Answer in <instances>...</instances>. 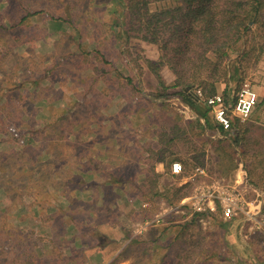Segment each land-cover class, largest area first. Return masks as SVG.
<instances>
[{"label": "rangeland", "instance_id": "374dc122", "mask_svg": "<svg viewBox=\"0 0 264 264\" xmlns=\"http://www.w3.org/2000/svg\"><path fill=\"white\" fill-rule=\"evenodd\" d=\"M26 1H34L31 12H39L16 24L25 13L15 3L0 0V26L6 28L0 30V167L5 171H0V221L7 226L0 225V233H10L0 239V264H108L128 241L122 239L127 230L129 237L136 235L142 216L171 210L187 198L166 206L162 199L141 197L139 188L147 177L156 180L158 192L169 189L173 195L182 187L181 193L192 197L207 192L215 181L238 184L241 208L250 215L234 217L230 224L235 226L230 227L241 229L242 243L264 264V148L240 154L230 172L209 167L213 176L204 170L196 179L173 176L165 168L161 178L154 177L146 149L164 148L166 156L183 158L194 144L166 139L177 133L174 125L197 119L196 112L174 95L179 89L171 87L174 75L168 68L160 73L168 85L166 94L172 95L156 97L160 88L146 61L158 58L157 46L116 38L121 31L111 24L116 0H70V17L64 14L63 0ZM221 66L228 68L229 77L217 84L216 93L226 90L234 97L241 86L250 84L257 102L251 116L240 122L264 134V51L256 50L246 64L238 65L234 56ZM197 110L202 114L205 108ZM206 115L210 129L205 134L219 139L222 133L217 130L214 136L212 113ZM159 133L166 141H159ZM195 147V153L204 152L208 164L209 147ZM90 158L103 164V172L82 171L92 168H86ZM239 163L245 170L241 174ZM113 177L122 181L114 182ZM143 203L149 214L142 210ZM215 203L214 211L204 206L198 213L189 205L183 213H166L163 224L166 217L174 223L200 215L170 246L164 237L156 253L134 248L132 256L116 264L139 259L145 263L148 257L159 261L163 256L175 264L184 242L191 248L182 245L181 260L191 250L194 264H236L223 237L226 221L217 199ZM171 226L166 237L178 230ZM94 228L110 240L102 248L90 236Z\"/></svg>", "mask_w": 264, "mask_h": 264}, {"label": "trees", "instance_id": "16d2710c", "mask_svg": "<svg viewBox=\"0 0 264 264\" xmlns=\"http://www.w3.org/2000/svg\"><path fill=\"white\" fill-rule=\"evenodd\" d=\"M9 1L12 4L15 3V6L21 12L25 13L18 19L16 24H22L28 21L29 17L38 11L31 12V5L34 1L33 3H29L26 0H24L25 2L23 0ZM116 3V10L112 12L113 17L111 19V24L121 29L117 33L116 38H120L126 43L131 39H139L157 46L159 51L158 58L155 61H146L148 70L154 73L157 86L160 88L156 97L165 99L167 96L172 95L166 94L165 90L168 88V85L160 73L161 69L166 67L174 75V81L171 87L179 89L174 95L180 98L183 103H186L197 114V119L192 121L188 120L190 122L185 125L186 129L185 126L180 127L179 124H176L177 126L174 125L173 127L176 128L177 133H174L166 139L169 143L180 140L194 144L193 150L187 152L183 158H175L172 155L171 157L166 156L167 153L164 148L157 151L151 148L146 149L145 160L152 165V169L149 172L154 177L161 178L163 173L156 172L154 169L155 164L158 162H164L167 171L177 177H190L192 175H195L196 179L203 177L199 172H196L197 168L204 169L207 175H210L211 172L209 167H212L215 172L219 170L230 172L236 169L238 160L241 157L240 154L248 156L250 150L253 151L254 148L258 149L259 147L260 150L264 148V134H258L252 131L247 124H241L240 120L236 118L232 120L231 126L227 130L222 129L221 126L216 124V131L213 130L214 136H218L216 135L217 130L222 134L219 139L209 138L210 136L205 133L210 129L208 125L209 120L206 115L210 110L203 102L205 97L217 94V84L221 80L227 81L229 77L228 68L221 66V62L224 59L230 60L231 57L235 56L238 65H241L248 63L256 50L259 52L264 51V0H116ZM69 4L70 0H63L62 5L65 8L64 14L70 17V10H68ZM153 5L154 7H152ZM63 19L70 21L65 17ZM13 27L10 26V29ZM2 29L6 28L0 26V30ZM260 38H262L261 42H259ZM256 59H258V56ZM197 90L202 91V97L197 96ZM227 93L224 90L221 94L225 98H229L230 96ZM197 106H203L205 111L200 114ZM200 118H203L205 121L203 125L200 122ZM177 121L179 122L181 120ZM187 125L190 127L189 130ZM251 127L255 126L251 125ZM162 135L164 136L165 134H156L157 138L160 136L159 141L164 142L166 140L161 137ZM164 137L166 138V136ZM197 139L200 141L197 142ZM196 143L201 148L203 147V149L209 147L210 154L207 153V157L212 166H208L209 163H205L203 159L204 152L200 154L194 152V150H197L195 147ZM88 161L89 163L88 166L86 165V168L92 167L91 171L103 172L104 167L101 162L93 159ZM216 161L217 163H215ZM173 162H179L182 165L181 173H171V164ZM0 171L5 173L1 167ZM82 171L85 170L82 169ZM248 172L251 174L250 171ZM217 175L221 179H225L221 173ZM211 176L213 175L209 177ZM112 180L114 182L122 181L114 177ZM145 181L146 183L141 184L139 188L140 196L148 197V200L162 199L165 201L164 204L168 206L170 203L173 205L174 201L178 200L177 202H179L188 196L186 193H181L182 187L177 188L172 195L168 194L169 189H166L167 191L165 192H158L155 183L156 180H153L151 177H147ZM254 185L256 187L258 186L257 184ZM163 196L164 199L162 198ZM18 197V199L23 198V196ZM141 207L145 213L149 214L148 211L150 209ZM182 208L184 210L188 209L187 206H182ZM1 210L3 211V208ZM155 214L156 212L148 216H142L140 221L150 220ZM186 215L187 213L182 215V217ZM199 215L193 213L190 221L183 219L182 221L174 223H172L169 217H166L165 221L167 223L163 224L161 222L160 224L149 226L142 233L136 234L133 237H129L130 232L127 230L125 236H122V239L128 238V241L108 264H116L118 261L127 260L132 256L131 253L134 248L141 249L140 251L143 253H156L159 248L163 247L162 239L164 237L166 241H169L168 246H170L171 243L177 241L180 234ZM1 219L3 220V215H0ZM231 222L232 219L222 224L225 228L223 237L225 242L230 244L229 251L234 255L236 264H259L257 256H255L253 251L242 243L240 238L242 235L241 229H231L230 226H235L233 223L231 225ZM171 224L178 227L175 236L172 238L166 237L167 232L171 228L173 229ZM0 225L7 227L3 221H0ZM1 232L0 239L4 237V233L7 236L10 234L5 230ZM91 233L92 235L90 236L95 240L94 243H97L101 248L110 242L104 235L99 234L96 228L92 229ZM178 234L179 236H177ZM99 239L105 240V243H99ZM185 244L187 243L184 242L179 245L181 249H179L180 252H178V259L175 264H194V257L191 256V250L184 260H181L179 256L184 251L182 245L184 246ZM186 247L188 249L191 248L188 244ZM1 248L0 257L4 255ZM235 250H238V252L234 253ZM134 257L136 256L134 255ZM164 259L163 256L160 257L159 261H153L148 257L145 263H143L142 259H139L134 260L132 264H168ZM14 261L17 262V259Z\"/></svg>", "mask_w": 264, "mask_h": 264}, {"label": "built area", "instance_id": "2783aa9c", "mask_svg": "<svg viewBox=\"0 0 264 264\" xmlns=\"http://www.w3.org/2000/svg\"><path fill=\"white\" fill-rule=\"evenodd\" d=\"M196 94L198 97L203 96L201 90H197ZM203 100L212 113L215 123L221 126L222 129L227 130L230 128L233 119L245 121L250 117L257 102V92L250 84H245L239 88L234 97L225 98L223 94L217 93L207 96ZM181 171L182 165L179 162L171 164L172 174H179ZM196 171L199 173L204 172L202 168H197ZM209 187L207 192L199 191L193 197L189 196L181 200L171 210L155 214L153 220L141 222L138 229L134 230V233L140 234L149 226L160 224L163 222V215L170 211L183 213L184 209L182 206L189 207V205H192L193 211L198 213L204 211V206H207L210 211H214L216 209L215 199L218 200L221 217L225 221L239 217V215H250V212L241 208L243 196L237 188L238 184H224L220 181H215ZM146 206L147 204H143V207Z\"/></svg>", "mask_w": 264, "mask_h": 264}, {"label": "crops", "instance_id": "0c3cea01", "mask_svg": "<svg viewBox=\"0 0 264 264\" xmlns=\"http://www.w3.org/2000/svg\"><path fill=\"white\" fill-rule=\"evenodd\" d=\"M163 68H166V67H163ZM147 70H148V69H147ZM163 70H165V69H163ZM148 71H149V70H148ZM161 71H162V70H161ZM149 74H150V71H149ZM250 116H251V115H250ZM200 120H201V119H200ZM214 122H215V121H214ZM203 123H204V122H203ZM215 124H216V123H215ZM99 141H100V139H99ZM207 156H208V154H207ZM167 159H168V158H167ZM239 166H240L239 169H238V170H239L238 172H240L239 174H241V172H245L244 168H243V169L241 168V163H239ZM165 168H166V164H165L164 162H158V163L155 164V168H154V169H155L156 172H163ZM203 170H204V169H203ZM83 172H86V173H89V172H90V173H91V169H90V170H89V169H88V170H85V171H83ZM93 172H97V171H93ZM90 173H89V174H90ZM186 197H189V195L186 196ZM186 197H184V198H186ZM125 244H126V243H125ZM125 244H124V245H125ZM124 245H123V246H124ZM121 249H122V247H121ZM121 249H120V250H121ZM120 250H119V251H120ZM119 251H117V252H119Z\"/></svg>", "mask_w": 264, "mask_h": 264}]
</instances>
